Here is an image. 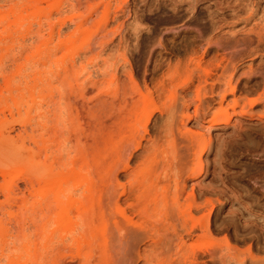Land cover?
I'll return each instance as SVG.
<instances>
[{
    "label": "rangeland",
    "instance_id": "rangeland-1",
    "mask_svg": "<svg viewBox=\"0 0 264 264\" xmlns=\"http://www.w3.org/2000/svg\"><path fill=\"white\" fill-rule=\"evenodd\" d=\"M10 3L0 264H264V0Z\"/></svg>",
    "mask_w": 264,
    "mask_h": 264
},
{
    "label": "bare ground",
    "instance_id": "bare-ground-1",
    "mask_svg": "<svg viewBox=\"0 0 264 264\" xmlns=\"http://www.w3.org/2000/svg\"><path fill=\"white\" fill-rule=\"evenodd\" d=\"M5 1L6 2H8V1L10 2L11 0H5ZM190 6L193 8L195 6V3L190 4ZM216 6H219L218 2L216 3ZM9 7H10V9L8 11H4V10L0 9V24L6 23L5 27H4V31H7L10 35H12V33L14 31V26L17 24V20H18L16 18V15L18 13V7H17V3H10ZM240 8H241V6L239 4L238 5H233L232 6V11L233 12H237ZM220 9H224V8L220 6ZM214 19H216V16H212L211 20H214ZM257 35H258L259 39L261 40L263 35H264L263 30L261 29V30L257 31ZM1 41H2V39H0V42ZM189 45H192V43H190ZM208 49L209 48H207V50ZM169 73L170 72H167V73L163 74V79L160 82V89H164V87H165V78H166V76L169 75ZM224 84L226 86V89H225V92L222 94V96H221V98L219 100V105H220L219 110H220V112H224V113L228 114V107H231V108H233L235 110L236 107L240 105V99H239V97L236 96L238 87L233 83L232 76L229 77L228 79L224 78ZM228 94L233 95L234 98H233L232 102H228L227 105L225 106ZM263 101H264V96L260 95L258 97H254V98L248 99V104H249L250 107H252L255 104L261 103ZM243 114H246V113L243 112ZM215 123H216V121H212V124H215ZM139 145H141L140 142L137 144V146H139ZM13 158L14 159H18V158H20V156L19 155H14ZM42 162L46 163V160L39 159L37 161V163H36V169L28 172V174L26 172H24L23 176H27L28 177V175H32L33 174L35 176V178H37V179L42 178L44 176V167L42 166ZM58 176H60V172L54 173V175L52 176L53 177L52 178L53 179L52 183L57 184ZM14 178H15V176L13 175L12 172L7 173V179H6V184H5V188L6 189H8V188L12 189ZM58 184L60 186V181L58 182ZM138 190H139V188H134L133 190H131L130 196L137 195L138 194ZM114 193H115V190L112 191V194H114ZM126 193H127L126 190H123L116 197V200H115L116 203H119L121 198H122V196H125ZM193 197H194V194H193ZM54 199L56 200L55 205L57 206L59 215H60V210H68V209L73 208L74 206H76V203H74V202H68V203H61L60 204V189L59 188L55 191ZM10 204L11 205L16 204L15 199H12V202ZM21 206L22 205H20L19 207H21ZM57 223L60 226V218L58 219ZM186 233L188 235H192L193 230L192 229L187 230ZM252 259H256V258L254 256H252Z\"/></svg>",
    "mask_w": 264,
    "mask_h": 264
}]
</instances>
